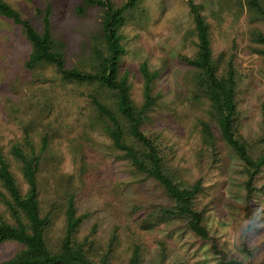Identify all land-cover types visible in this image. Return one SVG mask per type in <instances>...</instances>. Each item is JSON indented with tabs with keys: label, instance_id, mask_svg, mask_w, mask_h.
Returning <instances> with one entry per match:
<instances>
[{
	"label": "trees",
	"instance_id": "trees-1",
	"mask_svg": "<svg viewBox=\"0 0 264 264\" xmlns=\"http://www.w3.org/2000/svg\"><path fill=\"white\" fill-rule=\"evenodd\" d=\"M142 2L80 0L75 6L80 15L98 8L99 30L92 35L85 63L67 66L65 42L53 33L51 3L35 7L41 25L38 29L9 2L0 0V16L18 25L30 44L24 67L34 70L51 66L61 83L69 85V97L75 100L80 114L73 130V123L67 125L55 107L51 109V97L44 92L43 100H37L42 103L36 107L38 112L27 113L20 136L6 148L0 146V245H18L13 254L0 259V264H141L146 249L142 231L173 223L189 230L198 241L207 242L209 250L218 255L216 264H255L220 248L205 223L208 206L200 197L205 189L203 174L222 165L226 149L241 162L245 203L264 191V182L259 180L264 168V132L250 137L242 132L238 98L243 75L236 44L215 55L213 26L208 20L210 16L218 24L224 13L237 18L245 13L247 47L261 55L264 0H185L192 25L184 39L191 38L193 53L179 55L186 67V87L177 92L176 99L183 97L197 111L193 126L198 134L194 158L199 175L192 178L181 172L172 145L151 126L153 112L163 105V93L157 86L160 71L146 60L139 63L140 99L136 100L130 72L122 69L127 51L123 29L134 20H143L146 13ZM70 130L73 135H68ZM63 133L75 164L71 171L61 167ZM93 133L103 135L106 141H99ZM96 155L122 162L129 172L125 183L152 180L167 198V202L130 205L133 220L125 224L128 246L124 249L117 225L104 239L98 236L96 223L81 230L89 212L78 211L75 198L96 174ZM253 228L249 219L241 232L244 245ZM156 243L157 264H165L167 242L159 237Z\"/></svg>",
	"mask_w": 264,
	"mask_h": 264
},
{
	"label": "rangeland",
	"instance_id": "rangeland-1",
	"mask_svg": "<svg viewBox=\"0 0 264 264\" xmlns=\"http://www.w3.org/2000/svg\"><path fill=\"white\" fill-rule=\"evenodd\" d=\"M6 1L38 29L41 25L35 16V7L51 3L53 33L65 42L67 66L85 63L92 35L99 30L98 8H90L80 15L75 10L80 0ZM141 7L146 13L143 20H134L123 29L127 51L122 59V69L130 72L132 95L136 100L140 99L139 63L146 60L151 68L160 71L157 86L163 93V105L153 112L151 126L172 145L181 172L189 178L196 177L199 172L195 166L194 150L198 144V134L193 122L197 111L183 97L176 99L177 92H182L186 87V67L179 55L193 53L191 38L184 39L192 25L191 16L185 0H143ZM204 11L209 16L207 7ZM208 20L213 26L215 55L236 44L239 69L243 75L238 98L242 132L246 137L257 136L264 132V53L260 55L247 47L249 24L245 13L238 18L224 13L218 24L210 16ZM29 51L30 44L20 27L0 16V146L5 148L20 136L21 124L28 117L27 113L38 112L39 108L36 107L42 103L37 100H43L44 92V96L51 97V109L55 107L54 110L67 125L73 123V130H76V116L80 118L78 105L69 97V85L61 83L51 66L34 70L24 67L23 62ZM51 77L55 79L51 81ZM61 136L60 148L64 154L61 167L64 171H71L75 164L66 147L67 135L63 133ZM93 136L99 141H106L101 134L93 133ZM261 144L264 147V140ZM89 149L86 145V150ZM226 152L227 158L220 167H213L203 174L205 189L200 201L207 202L208 206L205 223L220 248L228 255L264 264V191L256 193L245 203L241 162L229 149ZM94 158L98 165L96 174L89 177L88 183L75 198L78 211L89 212L81 230L96 223L98 236L104 239L111 227L117 225L121 234V249H124L128 246L125 224L133 220L129 213L130 205L133 202H167V198L152 180L125 183L129 172L122 162L106 156L96 155ZM15 171L22 182L20 174ZM259 180L264 182V168ZM249 219L254 228L244 245L241 232ZM140 235L146 247L141 264L158 263L156 240L159 237L165 238L168 245L165 264H216L218 255L209 250L207 242L198 241L189 230L175 223L142 231ZM17 248L18 245L12 242L0 245V259L10 256Z\"/></svg>",
	"mask_w": 264,
	"mask_h": 264
}]
</instances>
